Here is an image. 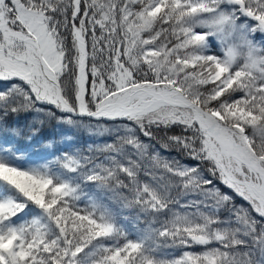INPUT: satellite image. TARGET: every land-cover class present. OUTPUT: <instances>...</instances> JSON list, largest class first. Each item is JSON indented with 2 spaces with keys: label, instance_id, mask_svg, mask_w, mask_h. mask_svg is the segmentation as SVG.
Masks as SVG:
<instances>
[{
  "label": "snow or ice",
  "instance_id": "1",
  "mask_svg": "<svg viewBox=\"0 0 264 264\" xmlns=\"http://www.w3.org/2000/svg\"><path fill=\"white\" fill-rule=\"evenodd\" d=\"M0 264H264V0H0Z\"/></svg>",
  "mask_w": 264,
  "mask_h": 264
},
{
  "label": "trees",
  "instance_id": "2",
  "mask_svg": "<svg viewBox=\"0 0 264 264\" xmlns=\"http://www.w3.org/2000/svg\"><path fill=\"white\" fill-rule=\"evenodd\" d=\"M23 122V121H21ZM61 135V132L59 129H56L54 126L52 127H46L44 129V132L42 134V138L47 140L48 138H51V137H59ZM87 140V135L86 134H81V142ZM22 146H25L26 145V142L25 141H21L20 142Z\"/></svg>",
  "mask_w": 264,
  "mask_h": 264
}]
</instances>
